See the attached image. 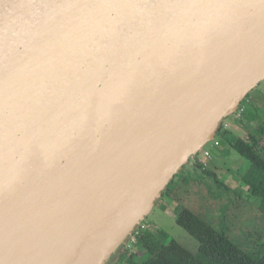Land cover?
Returning <instances> with one entry per match:
<instances>
[{"label": "water", "instance_id": "water-1", "mask_svg": "<svg viewBox=\"0 0 264 264\" xmlns=\"http://www.w3.org/2000/svg\"><path fill=\"white\" fill-rule=\"evenodd\" d=\"M263 80L264 0H0V264L114 263Z\"/></svg>", "mask_w": 264, "mask_h": 264}, {"label": "rangeland", "instance_id": "rangeland-1", "mask_svg": "<svg viewBox=\"0 0 264 264\" xmlns=\"http://www.w3.org/2000/svg\"><path fill=\"white\" fill-rule=\"evenodd\" d=\"M243 103L245 112L234 111L222 120L221 124L226 133L220 132L215 136L220 147H210V144L205 146L210 152V158L206 159L200 150L194 155L195 158L191 157L174 175L173 181L168 184L172 192L160 197L150 214L140 224L144 230L142 235L147 236V233H150L159 236L161 230L166 242L175 240L189 250L196 248L197 242L176 223V216L182 206L199 213L215 226L218 218L226 215L223 221L231 233L253 230L248 220L253 215L250 206L256 207L258 202L250 192L252 183L245 180L251 170V163L237 154L230 147L229 141L232 138H240L251 142L248 135L257 134L263 126L264 80L249 92ZM247 117L252 119L249 121ZM258 143L259 149L264 147V141ZM218 152L220 154H217ZM197 163H201L200 168ZM204 170L213 175L205 174ZM255 222L256 225L261 224L257 220ZM149 239L145 241L148 242Z\"/></svg>", "mask_w": 264, "mask_h": 264}, {"label": "trees", "instance_id": "trees-1", "mask_svg": "<svg viewBox=\"0 0 264 264\" xmlns=\"http://www.w3.org/2000/svg\"><path fill=\"white\" fill-rule=\"evenodd\" d=\"M258 131L248 135L251 142L240 138L229 141L230 147L251 163L245 180L252 183L250 192L258 202L256 207L250 206L253 211L248 219L253 227L251 232L231 233L223 221L226 215L218 218L217 227L199 213L182 206L175 220L197 242L196 248L189 250L175 240L165 242L163 237L150 233L142 235L144 230L140 229L141 234L137 235L132 246L129 249L123 246L113 264H264V147L258 148V142L264 141V124ZM220 132L226 133L223 124L215 136ZM197 167L200 168L201 163H197ZM204 173L213 175L208 170ZM170 192L167 187L162 196ZM255 220L262 226L256 225ZM144 236L147 240L150 238L148 242Z\"/></svg>", "mask_w": 264, "mask_h": 264}, {"label": "built area", "instance_id": "built-area-1", "mask_svg": "<svg viewBox=\"0 0 264 264\" xmlns=\"http://www.w3.org/2000/svg\"><path fill=\"white\" fill-rule=\"evenodd\" d=\"M236 111L243 113L245 112V104L243 102H241V104L238 106V108L236 109ZM224 128V127H223ZM211 146H217L219 143L218 141L214 138L213 140H211L210 142H208ZM209 150L206 148L203 150V155L206 157V159L210 158L209 155ZM140 229L142 230V226L139 228H135V230L133 231V233L131 234V236L128 238L126 244L124 245L126 248H130L133 244V242L135 241L137 235L139 234Z\"/></svg>", "mask_w": 264, "mask_h": 264}, {"label": "bare ground", "instance_id": "bare-ground-1", "mask_svg": "<svg viewBox=\"0 0 264 264\" xmlns=\"http://www.w3.org/2000/svg\"><path fill=\"white\" fill-rule=\"evenodd\" d=\"M214 137H215V136H214ZM210 141H211V140H210ZM210 141H208V142H210ZM208 142L205 143V144L203 145V147L200 149L201 151H203L204 149H206L205 146H207V145L209 144ZM211 147H215V146H211ZM200 150H199V151H200ZM202 153H203V152H202ZM172 179H173V178H172Z\"/></svg>", "mask_w": 264, "mask_h": 264}, {"label": "crops", "instance_id": "crops-1", "mask_svg": "<svg viewBox=\"0 0 264 264\" xmlns=\"http://www.w3.org/2000/svg\"><path fill=\"white\" fill-rule=\"evenodd\" d=\"M247 119L250 121V119H252L251 117L250 118H248L247 117ZM248 120H246L247 122H248ZM217 147H220V143H219V145L217 146ZM222 153V152H221ZM214 154V156L216 155L215 153H213ZM217 154H220V152H218ZM226 155V154H225Z\"/></svg>", "mask_w": 264, "mask_h": 264}, {"label": "flooded vegetation", "instance_id": "flooded-vegetation-1", "mask_svg": "<svg viewBox=\"0 0 264 264\" xmlns=\"http://www.w3.org/2000/svg\"><path fill=\"white\" fill-rule=\"evenodd\" d=\"M214 138H215V137H214ZM214 138H213V139H214ZM213 139H212V140H213ZM218 143H219V142H218ZM218 145H219V144H218ZM218 145H217V146H218ZM159 234H161V235H159V237H163V234H162L161 230H159ZM154 236H155V235H154ZM156 236L158 237V235H156ZM165 242H166V241H165Z\"/></svg>", "mask_w": 264, "mask_h": 264}]
</instances>
